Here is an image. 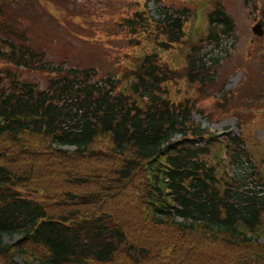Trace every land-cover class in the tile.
<instances>
[{
    "label": "trees",
    "instance_id": "1",
    "mask_svg": "<svg viewBox=\"0 0 264 264\" xmlns=\"http://www.w3.org/2000/svg\"><path fill=\"white\" fill-rule=\"evenodd\" d=\"M263 1L253 8L264 15ZM200 2L205 25L192 43L184 30ZM177 6L159 19L145 6L122 17L132 66L104 81L50 68L2 25L0 7V59L53 75L41 89L0 71V264H264V83H240L258 91L251 104L209 92L217 58L200 51L231 45L234 22L223 0ZM194 112L235 117L238 133L220 143ZM3 235L19 239L2 245Z\"/></svg>",
    "mask_w": 264,
    "mask_h": 264
},
{
    "label": "rangeland",
    "instance_id": "2",
    "mask_svg": "<svg viewBox=\"0 0 264 264\" xmlns=\"http://www.w3.org/2000/svg\"><path fill=\"white\" fill-rule=\"evenodd\" d=\"M0 1L2 2L1 8L4 9L3 13H6V17H3L1 21L2 25L11 24L18 33L27 36L28 45L35 51H41L44 62L50 68L96 70L97 81H104L102 79L114 69L118 73L121 70L117 68L125 70L126 67L132 66V62H128L127 59L125 63L120 60L121 57L131 56L125 48L128 42L121 36V33L124 35L125 32L120 31L121 26L118 25L122 17L131 15L137 11V8L145 6L149 9L151 16L159 19L161 11L176 10L178 9L177 3L180 2V0ZM223 4L226 14L234 22V40L231 45L230 42H222L225 46L221 52L214 46L203 48L200 51L199 57L204 61L217 58L216 71L211 75L215 83L207 90L221 99L226 98L228 106L240 103L251 104L256 99L255 95L258 91L245 92L240 90L239 85L240 83L246 84L249 78L264 83L261 75L264 72V65L255 55V52L263 46L264 34L258 37L252 32V28L257 29L258 24H261L264 15L256 11L257 0H223ZM262 27L264 29V24ZM194 30H196L195 27ZM184 31L186 33L187 30ZM194 33L196 32L192 30V34ZM2 38L12 41L5 36ZM4 70L14 72L7 67L4 60L0 59V71ZM18 71L20 78L38 83L41 89L47 86L50 76H53L47 73L25 72L20 69ZM127 71L125 70L124 73ZM220 84H223L222 89H216L215 87ZM253 87L257 89V85L253 84ZM209 99H205L204 104ZM191 119L199 122L201 128L215 133L233 129L236 134L235 117L226 116L221 121L213 123L209 122L208 118L194 112ZM256 137L264 139V128L256 132ZM66 149H73V147ZM18 239V235H3L1 243L2 245L11 244ZM261 242L264 243L263 239ZM15 260L21 264L19 258ZM31 264L40 263L34 261Z\"/></svg>",
    "mask_w": 264,
    "mask_h": 264
},
{
    "label": "water",
    "instance_id": "3",
    "mask_svg": "<svg viewBox=\"0 0 264 264\" xmlns=\"http://www.w3.org/2000/svg\"><path fill=\"white\" fill-rule=\"evenodd\" d=\"M259 29H260V27H259V26H258V30H256V29H253L254 33L261 34V30H259Z\"/></svg>",
    "mask_w": 264,
    "mask_h": 264
}]
</instances>
